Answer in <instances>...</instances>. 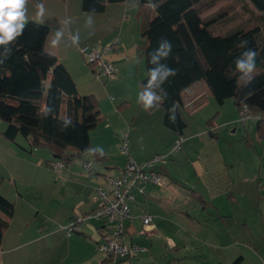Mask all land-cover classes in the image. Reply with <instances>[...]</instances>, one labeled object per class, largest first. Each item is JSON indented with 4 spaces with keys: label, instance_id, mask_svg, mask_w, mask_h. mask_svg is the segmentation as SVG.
I'll return each instance as SVG.
<instances>
[{
    "label": "crops",
    "instance_id": "obj_1",
    "mask_svg": "<svg viewBox=\"0 0 264 264\" xmlns=\"http://www.w3.org/2000/svg\"><path fill=\"white\" fill-rule=\"evenodd\" d=\"M246 1L249 4L246 11H243L249 13L247 19L250 15L264 16V11L257 10L249 0ZM31 2L36 6L37 3ZM38 3H42L46 9L42 24L50 29L44 48L68 69L81 95L92 93L96 95L92 85L100 84L94 81L93 70L85 64L86 60L79 48L83 45L112 43L107 38L113 28L120 26V44L109 54V59L116 68V74L110 77L109 88L116 87V100L114 95L112 98L109 97L107 85L104 86L105 92L100 86L97 102L100 119L89 132V147L81 154L77 153L85 158L82 161L73 159L69 161L61 169L62 177H57L59 180L53 181L49 191L44 193L33 187L22 189L15 180L13 186L9 183L10 191L3 185L5 181L3 179L0 193L13 201L14 211L12 215L0 211V217L6 222L0 242V264H264V175L252 177L249 172L252 167L248 169L245 157L231 146L223 152L217 144L205 142V133L210 132L211 137L217 136L212 132V128L206 127L207 124L213 123L212 121L209 123L210 119L205 125L194 117L196 114L202 115L203 106L211 103V107H214L211 100H208L214 98L202 80L192 83L181 93V114L182 110L187 114L192 113L193 121L197 124L195 131L187 132L186 138L190 141L180 149V158L183 161L180 159L173 161L171 157H166L155 165V168L163 171L169 180V187L165 191H168L171 185L174 194L178 186L188 189L200 207L196 203L190 209L181 195H178L176 198L178 203L174 204L173 210L166 205V211H169V207L172 213L160 211L158 202L152 211L148 204L158 200L159 194L163 192L157 191L155 189L157 187L151 185L144 194L136 195L134 201L130 203V217L124 220L127 241L139 246L141 245L136 235H139L141 230L145 232L143 235H147V232H154L164 224L162 220H167L171 228V239L167 245L159 250L158 246L154 248L152 243L141 241L145 244L142 245L143 250L124 261H113L101 255L95 246L94 241L98 229L102 228V221L92 219L81 226L80 232L70 235L64 232L61 226L70 217L87 213L96 206L93 200L94 189L96 185L102 183L104 176L117 175L123 169V155L121 154L122 162L113 165L115 162L110 160L109 151L119 150L124 128L127 127L129 145L134 148L137 144L143 150H147L142 153L129 148L133 158L138 162H146L155 154L168 153L178 134L164 125V111L161 106L158 110L145 112L137 103L138 93L142 90L140 80L137 86L131 84L128 89L123 85L119 88L116 86V83L125 80L118 75L123 72L126 52H129L132 44L139 42L137 37L142 41L138 19L139 0L109 3L100 13L84 11L79 0H38ZM89 15L93 19L92 28L85 27ZM29 18L38 22L35 17ZM67 18H70L72 23L64 28L62 22ZM131 20L133 23L135 21L137 37L132 39L130 44L127 40L126 27ZM61 28L65 33L64 39L59 46L53 47L51 45L53 34ZM77 32L80 37L79 44L74 46L71 43V36ZM90 33H101L102 37L98 39L100 43H87ZM101 82L103 83L102 80ZM234 106L236 108L235 104ZM233 118H229L227 122ZM256 121L255 118V123ZM186 124L187 128L188 123ZM186 128L182 132V137ZM94 131L99 133L97 141L93 140ZM254 135L257 138L255 126ZM147 136H150L148 140H142ZM194 140L199 141V150L204 151L202 154L206 158L205 162L201 161V156L193 148ZM245 144L247 148H251L248 139ZM98 147L103 148V156L99 152L100 157H96L95 153L98 151H87L89 148ZM45 149L30 148V154L47 157L49 152ZM244 154L246 156V153ZM193 155H197V158H192ZM89 157L103 168H93ZM85 162L91 163L89 170L83 166ZM262 165L264 161L258 158V169ZM35 166L50 170L40 160ZM54 170L58 171L60 168ZM178 170L183 172L182 176L181 173L178 174ZM199 186L206 188L208 194L198 189ZM137 197L146 200L141 203L137 201ZM143 213L151 215L148 229L142 224ZM154 250L155 253L152 254Z\"/></svg>",
    "mask_w": 264,
    "mask_h": 264
},
{
    "label": "trees",
    "instance_id": "obj_2",
    "mask_svg": "<svg viewBox=\"0 0 264 264\" xmlns=\"http://www.w3.org/2000/svg\"><path fill=\"white\" fill-rule=\"evenodd\" d=\"M31 1L38 3V0ZM123 1L81 0V7L86 12L100 13L107 4ZM219 1L139 0L138 19L143 41L139 51L145 58L146 69L140 86L142 89L147 83L148 69L159 66L149 64V54L162 38L167 39L172 44V53L159 64L176 69L177 75L155 89L158 94L163 95L161 90L168 94L161 104L164 125L182 135L187 124L180 112L181 93L202 80L219 105L231 98L241 119L255 117V134L264 139V16L250 15L247 27L217 33L214 27L218 24L212 23L216 19H206L202 14ZM249 2L264 11V0ZM49 31L47 25L29 20L15 45H0V60L4 58L6 47L13 49L11 57L0 65V118L6 121L1 134L9 140L20 134L31 149L47 148L54 158L68 164L74 154L89 147V132L99 121L100 110L96 98L92 94H79L68 69L45 50ZM241 41L248 44L241 45ZM246 47L257 52L250 82L234 64ZM88 64L93 70V65ZM173 103L177 105L175 123L169 121L167 113ZM46 108L52 111L46 114ZM65 117L72 119L66 128L63 126ZM95 154L100 157L99 152ZM52 163L50 161L49 165ZM0 211L7 215L14 211V203L1 193ZM5 226L6 222L0 217V242Z\"/></svg>",
    "mask_w": 264,
    "mask_h": 264
},
{
    "label": "rangeland",
    "instance_id": "obj_3",
    "mask_svg": "<svg viewBox=\"0 0 264 264\" xmlns=\"http://www.w3.org/2000/svg\"><path fill=\"white\" fill-rule=\"evenodd\" d=\"M79 2L81 3V0H79ZM248 4L249 3L246 0H220L217 3V5H215L211 9L204 12L203 16L206 17V19H209L211 17L216 19V21L212 22V23L217 22L216 24H218L216 25V27H214L215 32L228 33L234 29H238L241 27H247L249 25L248 19H247V16H249V13L248 12L245 13L243 11V10L246 11ZM36 11H37L36 6L29 0L28 20H32L29 17H35V19H37ZM133 24H134V29L132 30ZM126 33H127L126 35L128 38L127 40L131 44L132 39H135L137 37L135 21L134 23L132 20L129 22L128 27H126ZM120 34H121L120 26H117L111 30L110 36L107 39H110L111 41L110 40L109 41L113 42L116 38H118L120 41ZM82 37H85V36H82ZM101 37H102L101 33H95V34L91 33L88 35V39L86 41L89 44L90 43L98 44L100 43L98 42V39H100ZM137 40H139V42L132 44L130 46L129 52H126V56H125L126 60L123 62V66H124L123 72L122 74L118 75L120 77H124L125 80L123 82L116 83V86H118L117 88H119V86L121 85H123V87L127 89L131 84H133L134 86H137V84L139 83V80L144 78L146 75L145 58L144 56L141 55L139 51L142 41L140 38L138 39V37H137ZM105 41L107 40L105 39ZM66 42H69V41L66 40ZM108 58H109V54H108ZM84 62L88 68H91V66L86 61ZM92 74H93L94 81L98 82L100 86L104 88V86L107 85L106 90H107L109 97L110 95L112 96L114 95V98L116 100V94H115L116 87L115 89L109 88L110 77L102 78L103 80V83H102L101 80L96 78L93 71H92ZM100 86L99 85L97 86L96 84L92 85L93 91H96L97 93L96 95L92 93V95L96 98L97 102L99 99L98 95H100V90H101ZM104 92H105V88H104ZM208 100H211L212 104H214L213 105L214 107H211V103H209L203 106L201 110V113H202L201 116L200 114H196L194 116L198 118L199 122L204 123L205 125H206L205 122L208 121L209 119H211L213 122L211 125L207 124L206 127L212 128L211 129L212 132L215 133L217 137H211L210 132H207L205 133L206 134L205 142L206 143L213 142L217 144L223 152L227 150L229 146H231L232 149L237 150L238 152H240L242 156L245 157L249 165L248 169L252 167L249 170L250 175L252 177L258 178L259 176L264 175V165L259 166V169H258V158L259 160L264 161V141H262L258 137L256 138L254 135L255 118L246 117L244 119H241V116L239 115L237 111V107L235 108L233 104V100L231 98L225 99V101L220 105L217 102L216 104L214 99H208ZM191 114L192 113L187 114L184 110H182L183 118L188 123V127L184 131V137H183L184 139H183L181 148L184 147V144H187V141H190V139L187 140L188 138H186L187 132H193L197 128V124L193 121L194 118ZM231 117H234L232 121L227 122L228 119ZM5 122L6 121L0 118V184L3 182V179H4L5 181L3 185L6 186L11 191L10 184L13 186V181L15 180L16 182L20 184V187L22 189H24L25 187L27 188L33 187V188L38 189L40 192L45 193L49 191L52 187L50 185L53 184V181L59 180L58 178L62 177L61 169L63 168L62 167L60 168V170L55 171L49 165V162L50 161L56 162L59 159L54 158L52 153L47 148L45 150H48L50 156L48 155L47 157H43L40 155H37V156L31 155L30 147H29L27 140L25 139L24 136L20 134L14 140L6 139L1 134V131L4 130V128L6 127ZM124 129L125 130H123L121 138H123L124 136L123 133L125 135L127 133V127ZM92 135H93L94 141L99 140L98 131H94ZM96 136L97 138H95ZM148 138H150V136L144 137L142 138V140L144 139L148 140ZM128 139L129 138L127 137V144L131 150L132 149L137 150L142 153L147 152V150H143V148H140V145H137V144L133 148L131 144L129 145L130 142ZM246 139L250 141L251 148L246 147V144H245ZM193 144H195L193 148L195 149L197 154L201 156V161L205 162L206 158L204 157V154H202L204 153V151L199 150L200 149L199 141L194 140ZM180 149L170 158L171 160L177 161L180 159V161H183L182 158H180L181 157L179 153L181 151ZM109 153L111 155L110 160L115 162V164L113 165H119L120 164L119 162H122L120 148L119 150H113V152L110 149ZM244 153H246V156ZM86 154H88L87 151H86ZM130 154L133 157V154L131 151H130ZM90 155L91 154H89V156ZM84 158L85 156H81L78 154L73 155V160H76V161H82ZM192 158L196 159L197 155H193ZM89 159L92 162L93 168L94 167L103 168L97 163H95L94 161H92L90 157ZM39 160L42 161L44 165H47V168H49L50 170L45 169V168H37L35 164H37ZM254 162L255 164H253ZM25 163H27L28 166ZM179 173H181V175ZM178 174L182 176L183 172L181 170H178ZM166 181H167V186L165 187H159L152 183H148L146 186L145 190L149 189V186L153 185L157 187L155 188L157 191L163 192L162 194H159L160 198L158 200L154 201L153 203H150V205L148 204V207H150L152 211L156 208V205L158 202L160 203L159 204L160 211L162 210V212H167L169 214L172 213L171 210H173L175 206L174 204L178 203L176 199L178 198V195H181L182 199H184V202L186 203V205L188 204L187 206L190 209H192L193 204L194 205H196V203L198 204V201L196 200L195 197H193V195L191 194V191L188 189L185 190L178 186L175 190L176 194H174V189L172 188V185H171V188L168 191H165L169 187L168 178H166ZM198 189L204 190L206 192V188H201L199 186ZM145 200L146 199H143V197H137L138 202L142 203ZM188 200L190 202H188ZM166 205H168L171 208V210L168 207L169 211H166ZM198 206L200 207L199 204ZM67 222L64 225H66ZM163 222L164 224L159 226L158 229H156L154 232H147L148 233L147 235H149V237H147V235H143L145 234L143 230L141 231L139 230L140 233L139 235H136V238H137V241L140 243L141 247L142 245H145L141 241H147L148 244L152 243V245H154V248L155 246H158L159 250H161L162 246L164 247V245H167L168 240L171 239V235H170L171 228L167 220L165 221L162 220V223ZM148 227L149 226H147L145 229H148ZM73 233H76V232H73ZM98 252L101 255H103L99 250ZM154 253H155V250L152 251V254Z\"/></svg>",
    "mask_w": 264,
    "mask_h": 264
},
{
    "label": "built area",
    "instance_id": "obj_4",
    "mask_svg": "<svg viewBox=\"0 0 264 264\" xmlns=\"http://www.w3.org/2000/svg\"><path fill=\"white\" fill-rule=\"evenodd\" d=\"M119 42L116 38L110 44L83 45L79 48L86 62L94 66L93 73L97 79L102 80L116 74V68L108 58V54L120 44ZM183 139L182 135H177L168 153L155 154L146 162H138L131 156L127 137L124 134L120 145L121 154L124 157L123 169L117 175L104 176L102 183L96 185L94 189L93 200L96 206L87 213L70 217L67 224L61 226L64 232L67 235L80 232L84 223L92 219L100 220L103 225L98 229L94 242L106 259L124 261L143 250L144 248L136 243L127 241L124 220L130 217V203L134 201L136 195L144 194L148 183L159 187L167 186L166 174L156 169L155 165L166 157H172L181 148ZM66 165L67 163L63 161H56L51 164V167L59 169ZM83 166L89 170L91 163L85 162ZM141 220L143 227L146 228L151 222V215L143 213Z\"/></svg>",
    "mask_w": 264,
    "mask_h": 264
},
{
    "label": "clouds",
    "instance_id": "obj_5",
    "mask_svg": "<svg viewBox=\"0 0 264 264\" xmlns=\"http://www.w3.org/2000/svg\"><path fill=\"white\" fill-rule=\"evenodd\" d=\"M28 3L29 0H0V45L7 46L9 43L14 45L19 38L24 34V30L29 23L28 20ZM36 16L38 22H43L46 15V9L42 3L36 4ZM72 23L70 18L65 19L62 24L64 28H67ZM86 28L93 27V19L89 15L85 21ZM91 34V33H90ZM63 28L58 29L53 34L51 45L53 47L59 46L61 41L64 39ZM79 32L71 36V43L74 46L79 44ZM247 41H241V45H247ZM13 49L7 48L3 54L4 58L0 60V65L4 64L7 59L12 55ZM172 53V44L167 39H161L158 42V46L149 54L148 62L151 65H159L148 69L147 72V83L143 85L142 90L138 93L137 103L145 111L158 110L163 101L167 98L168 94L163 91V95L158 94L155 89H160L161 85L168 81L169 77L177 75V70L170 68L167 65H160L161 60H167L169 55ZM256 56L257 52L246 47L243 51L241 58L235 59L234 64L236 69L244 76L249 77L251 80V74L256 67ZM176 109L177 105L173 103L171 107L167 109L169 115V121L175 123L176 121ZM51 108H46L45 112L50 113ZM72 123L70 117H65L63 120V126L66 128ZM87 151H98L101 155H104L103 148L92 149L89 148Z\"/></svg>",
    "mask_w": 264,
    "mask_h": 264
}]
</instances>
